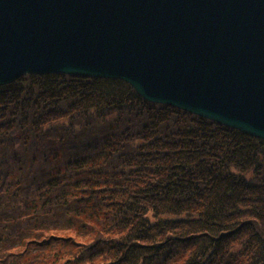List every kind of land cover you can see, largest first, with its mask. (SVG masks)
Listing matches in <instances>:
<instances>
[{"label": "trees", "instance_id": "trees-1", "mask_svg": "<svg viewBox=\"0 0 264 264\" xmlns=\"http://www.w3.org/2000/svg\"><path fill=\"white\" fill-rule=\"evenodd\" d=\"M0 264H264V140L120 79L0 85Z\"/></svg>", "mask_w": 264, "mask_h": 264}, {"label": "water", "instance_id": "water-1", "mask_svg": "<svg viewBox=\"0 0 264 264\" xmlns=\"http://www.w3.org/2000/svg\"><path fill=\"white\" fill-rule=\"evenodd\" d=\"M63 73L264 140V0H0V85Z\"/></svg>", "mask_w": 264, "mask_h": 264}, {"label": "rangeland", "instance_id": "rangeland-1", "mask_svg": "<svg viewBox=\"0 0 264 264\" xmlns=\"http://www.w3.org/2000/svg\"><path fill=\"white\" fill-rule=\"evenodd\" d=\"M67 123V121H65Z\"/></svg>", "mask_w": 264, "mask_h": 264}, {"label": "bare ground", "instance_id": "bare-ground-1", "mask_svg": "<svg viewBox=\"0 0 264 264\" xmlns=\"http://www.w3.org/2000/svg\"><path fill=\"white\" fill-rule=\"evenodd\" d=\"M26 75V74H25Z\"/></svg>", "mask_w": 264, "mask_h": 264}]
</instances>
